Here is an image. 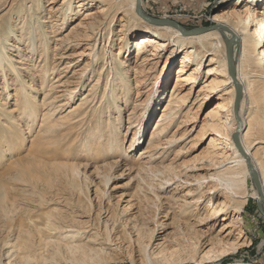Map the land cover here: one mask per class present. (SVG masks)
Here are the masks:
<instances>
[{
	"label": "rangeland",
	"instance_id": "rangeland-1",
	"mask_svg": "<svg viewBox=\"0 0 264 264\" xmlns=\"http://www.w3.org/2000/svg\"><path fill=\"white\" fill-rule=\"evenodd\" d=\"M7 1L8 4L0 9V47L8 35L7 50L2 53L14 57L15 61L4 65L17 67L19 73L7 70L8 92L3 89L5 75L0 73V102H6L8 110L0 118V131L10 140L22 144L13 153L0 150V264H20L23 257L19 255L27 252L20 244L28 236H34V242L43 247L39 231L74 238L61 241L83 247L81 253L87 251L92 260L89 264H182L179 263L181 260L186 264H264V216L258 210V191L248 178L246 204L240 211L235 208L241 198L234 194L228 181L233 179V171L239 172V161L236 162L227 148L226 137L205 128L220 123L212 116L220 104L230 98L232 87L225 77H218L220 72L211 77L207 74L208 68H220V65L208 63L211 59L222 58L220 45L225 43L226 48V41L215 39L205 51L197 48L206 57L202 60V71L192 78L193 63L188 64L184 74H179L184 55L179 52L175 37L169 38V35L165 42L147 44L142 55H138L135 46L139 39L148 35L144 22L153 24L150 21L135 22L128 15L118 13L111 23L112 17L106 15L108 7L100 0H70L77 13L63 24L62 12L69 0H40L38 19L47 30L48 41L45 66L51 70L44 85L47 90H42L40 72L35 78L31 74L43 65L39 63L38 53L39 42L45 37L39 36V31L36 34L38 53L37 46L30 51L27 36L19 39L23 23L31 19L24 13L34 2L2 0L0 7ZM257 1L250 0L245 5L240 0H145L149 12L145 16L167 18L193 30L216 25L213 19L217 15L234 24L237 16L242 15L247 22L251 15L249 6ZM259 2V10L264 9V0ZM82 5L85 8L79 9ZM11 7L23 12L17 17ZM32 12L29 13L32 15ZM12 27L14 31L10 30ZM158 44L161 51L155 52V56L153 51ZM211 46L217 51L220 48L217 56L211 57L210 51L214 50ZM22 57L26 60L20 65L18 61ZM115 57L118 58L116 62H127L125 70H129L132 85L129 103L125 105L120 101V123L116 116L118 108L107 114L100 110L101 106L108 105V101L101 103L100 93L107 88V76L112 73L106 69L109 64H105ZM261 62L260 69H264L263 57ZM19 75L23 79L17 81ZM100 75L99 87L95 89L93 85ZM166 75L160 97L156 93L157 83ZM179 76L183 81L178 87L176 79ZM254 77L251 81L256 79ZM32 79V89L21 96L27 99L30 92L37 90V104L41 110L30 120L20 115L17 96L24 84H30ZM215 80L226 82L219 93L210 90ZM67 93H72L73 98L68 100ZM169 99L174 102L170 103ZM31 104L28 102V108ZM225 105L220 121L226 122L227 128L233 127L228 103ZM171 107L176 109L172 112ZM95 112L106 117L113 113L112 120L119 126L123 139V153H120L123 157L107 156L104 151L90 153L81 160L78 172H70L66 167L76 164L77 152L87 145L80 144L91 135L93 124L86 120L79 127L86 137L73 139L66 157L62 152H66L68 142H61L64 136L60 137L58 131L66 130L68 125H64L68 120L70 126L78 124L84 119L79 116L87 117ZM150 113L153 115L150 124L146 125L145 118ZM32 118L36 120L32 121ZM54 124L60 126L55 127L53 134H47L46 127ZM141 124L144 125L142 129ZM135 133L137 137L133 140ZM234 135L232 142L236 146ZM212 142L223 150L213 148ZM253 148V153L264 163V151L261 150L264 144ZM46 151L51 152L50 156H45ZM53 152L58 154L51 155ZM56 156H59L58 160H55ZM50 158L54 160L50 161ZM39 163L44 167L34 166ZM110 166L112 172L108 171ZM109 176L112 178L106 184ZM198 179L203 181L200 183ZM51 225L60 229L50 230ZM52 242L55 243V239ZM195 242L199 243L200 252L192 261L187 246ZM234 244L238 245V250L224 253L225 256L218 260L214 258L220 255L219 251L230 249ZM66 245L62 246L65 255ZM177 248L183 249V253L174 255L175 261L171 263L164 261L166 255ZM39 250V247L34 249L38 258ZM207 253L215 260L204 259ZM33 260L26 264H43L41 260ZM62 264L72 263L64 260Z\"/></svg>",
	"mask_w": 264,
	"mask_h": 264
},
{
	"label": "bare ground",
	"instance_id": "bare-ground-1",
	"mask_svg": "<svg viewBox=\"0 0 264 264\" xmlns=\"http://www.w3.org/2000/svg\"><path fill=\"white\" fill-rule=\"evenodd\" d=\"M100 1L107 5L108 10H107L106 15L107 16L110 15L109 17H112L111 23L114 22V20L116 18L115 16L118 13H124L126 16L128 15L135 22H144L143 18L140 17L136 12L138 0H100ZM240 1H241V4L247 5V4H249L250 0L249 1L240 0ZM259 1H261V0H258L257 3H253L251 6H249V13H251V15L248 17L247 22H246V20L242 19V15L237 16L238 20H237V23H235V24L230 22L229 20H227V18L222 17L221 15H217L213 19V23L216 25L217 24L219 25L218 29L213 30V31L210 30V31H207L205 33H201V35L200 34L199 35L198 34L197 35L185 34L184 32L182 33L181 31H179L175 27H172L169 25L160 26V25H153V24H150V23L148 24V23L144 22L146 29L148 30V32H147L148 35L146 37H142L141 39H139L137 45L135 46V49L138 50V55H142L144 50L147 48V44H157V43L165 42V40L168 38L169 35L171 36L169 38L175 37L177 40L176 41L177 48L179 49V52L180 53L182 52L184 55V58L180 62L181 68L179 70V74H184V72H186L187 69L189 68L188 64L193 63L194 64L193 65L194 71L191 74V76H192V78H194V77L196 78V76L202 71V68H203V61L202 60L206 57V54H203V52H201V53L199 52V50L197 49L198 47L200 50L202 49V51H205V49H207L208 45H213L212 41L215 39L224 40V42L225 41L226 42L227 41H234L235 46H234V44H233V46L235 49L233 50L232 59H233L234 65H235L237 80H238V82H240V84L242 85V88H243V94H242V98H241L242 100H241L240 105H239V115H238L239 120L236 119V116H234V108H235V102H236V99H235L236 98V86H235V83L232 81V78L228 74L229 73L228 56L226 59V48H225V43H224V44L220 45L221 48L223 49L222 58L218 59L216 61H214V59H211L210 62L208 63V65H215V64L220 65V68L218 70H216L215 67L208 68L207 74H208V76L211 77L214 74H217L220 72L218 77L221 75H223L225 77L228 84L232 87L231 91H229V93H230L229 99L230 100L228 98H226V100L222 104H220V106L214 112V114L212 116L215 119L218 118L220 123H216L212 126L207 125L205 128L212 129L215 133L226 137L227 148H230L229 151L231 153H233L232 156L235 157L236 162L239 161V165H240L239 172H235L232 169H230L231 171H233L231 174L233 176V179H230L228 181V183L233 188V191L235 192L234 194L240 195V198H241L240 204H235V205H238V207H235V208L239 211H240L241 206L246 204L245 199L247 197L246 196L247 192L245 190L246 189L245 187H246V183L248 181V178L251 179V172H250V169L248 168V165L246 164L247 160H246L245 156L243 155V153L241 151L237 150L236 146L232 142V136L238 132L239 122L241 123V126H242L241 132L243 131L242 132L243 134L240 132L241 133L240 134L241 146L243 148V151H245L246 154L248 155V157L251 159L252 166L255 167V169H257V171L259 172L261 184L263 186V191H264V163H262L263 161L259 160L256 157V154H254L253 150H252V148L254 146H256L257 144H264V78H263L264 77V69H260L261 63H262L261 62L262 57L264 58V9L259 10V3H260ZM32 2H34V3H32L31 6L27 7L28 12L27 13L25 12L24 14L29 15L31 19H33V18H35V19L33 21H31V19H30V20L25 21L23 23V26L21 28V37L19 39L21 41V39H23V37L27 36L28 37L27 41L29 40L28 44L30 45L29 46L30 51H33L34 48L37 46L36 44H38L35 42L36 37L38 40V36L36 35L37 32L39 31V36H41L42 38L45 37L43 39V41L39 42L40 53H38V46H37V53H38V56L40 57L39 63H41V65L42 64L43 65L40 67H37L38 72H36V70H35V73L31 74V76L34 75V78L38 77L37 73L40 72V74L42 76V77H40V79L42 81V83H41L42 90H45V89L47 90V88L44 87V85L46 83L47 75H49V73L51 72V70H49L48 65L45 66L46 61H47V53H45V51H46V48L48 45V41L46 40V36H45L47 30L46 29L44 30L42 28V24H40L41 20L38 19V11H39V7L41 5V1L40 0H32ZM0 4H2V0H0ZM6 4H8V1L3 2V5L0 7V9L3 6H5ZM66 6H67L66 9H64L62 12L63 16L61 17L62 21L64 20L63 24L66 22H69L71 19L70 16H72L74 13H77L76 12L77 9L73 7V3L70 0H69V2H66ZM142 7H143L144 14L149 15V12L146 11L145 0H142ZM81 8H85L84 5L79 7V9H81ZM11 9H13V11L15 12L14 15H17V17H19L21 15V13L23 12V10H16L15 11L14 8H12V7H11ZM32 10H33V12L31 15L30 13ZM24 20H26V19H24ZM36 20L38 21L37 23H36ZM160 20H164V19H160ZM165 20H170V19L166 18ZM249 20H250V22H249ZM10 30L14 31V28L12 27ZM11 31H10V33H11ZM180 32L184 35H182ZM6 34L7 33H5V35ZM5 41L6 42H2L1 47H0V51H1L0 52V73H2V76L5 75L3 89L5 90V92H8L10 87L8 85L9 76H8L7 70L12 69V71H15L14 73H16V74H18L19 71H18L17 67L12 66L10 68V67L4 65L5 63H7V64L11 63L12 64L15 61L14 57L10 58V57H8V54L2 53V51L5 52L7 50L5 43L9 42L8 35H6ZM237 43H238V46L236 45ZM162 44H164V43H162ZM159 47H160V45L158 44V46L155 47V51H153L154 52L153 54H155V56L157 55V53H159L161 51L160 50L161 47L160 48ZM132 48H133V46H132ZM132 48H130L129 50H131ZM211 48H214L213 51H210V52H212L211 57H213V55L217 56L218 52H220V48L218 49V51L214 46H211ZM240 50H241V53H240ZM155 52H157V53H155ZM104 55L106 56V54H104ZM43 57L45 59H43ZM260 57H261V59H259ZM116 59L118 60V58L115 57V59L113 61H110V63L107 62L105 64V65L109 64V66L106 69L112 70V73H109L107 76V83H106L107 88L105 89V91L102 90L100 93V95L102 97L101 103L108 101V105H106V106L104 105V107L101 106L100 110H104V112L106 111V114H107V113L112 112L111 109L117 110L116 108H118L116 116H118V121L120 123L122 121V111H121L120 103L123 102L125 105H127L129 103V97L128 96L132 91V85L130 83L131 81L129 78V70H125V68L127 67V62L120 60V59H119L120 61L116 62L115 61ZM171 59H172V56H170V60H168V61L170 62ZM24 60H26V57H22L18 61V63L20 65H22V64H24V62H23ZM114 61H115V63H114ZM105 65H104V67H105ZM85 72H83L82 75ZM253 76H255L254 78H256V79L251 81V77H253ZM101 77H102V75L99 76L98 81L96 82V84L93 85L95 89H98V87H99L98 85L100 83ZM181 77L182 76H179L176 79L177 80L176 84L178 87H179L178 83L180 84V82L183 81L181 79ZM166 78H167V75L164 76L163 80L159 79V81L157 83V92L156 93L160 97L162 96V89L166 83ZM22 79L23 78H21V75L16 77L17 81L22 80ZM164 81H165V83H164ZM33 82H34V79H32V82L30 84H28V85L24 84V87H22L23 91L22 90L18 91V96H17V102H19L18 108L20 111V115L23 116L25 119H30L31 116L35 117L37 115V113L40 112V110H41V108L37 104V96L39 93L37 90H33L32 92H30L28 94L27 99H25L21 96L24 92H26V90L32 89L31 84ZM224 84H226L225 81H219L218 82L217 80H215L212 82L210 90L213 91V93H219L221 91L220 90L221 86H223ZM78 88L75 89V91H78ZM72 93H67V96L69 97L68 100L73 98ZM169 101H170V103L174 102L172 99H169ZM28 102H29V104L32 103L31 107H29V108L27 105ZM0 103H2V104H0V111L3 112V113L0 112V118H2V115L6 114L8 112V110H7V106H6L7 103L6 102H0ZM178 103H179V101H178ZM182 103L184 104V102H181V104ZM226 103H228V114L232 117V122H233V127L231 126L228 128L226 127V124H227L226 122L220 121L223 118L221 115V111L223 108H226V106H227V105H225ZM178 106H179V104H178ZM170 109L173 112V110H175L176 108L171 107ZM246 109H247V112H249L248 114H246ZM55 110H56V108L53 109V111H55ZM178 112H177V114H178ZM174 114H176V113H174ZM152 115H153V113H150L145 118L146 119L145 120L146 125L150 124V120H151ZM85 116L86 115H83V117L79 116L78 118H81V119L84 118V119L81 120V122H79L78 124H74L71 126H70L71 122H69L70 120H68V122L64 125L65 127H66V125H68L66 130H63V131L62 130H59V131L55 130V131L59 132V134L61 135L60 137L64 136L63 140H61V142H63V141L68 142L66 147H65L66 152L65 153L62 152V156L66 157L67 152L73 146V144H71L73 139H74V141H76V140L81 139V138L85 139V137H86V136H83L84 132H81L79 127L83 126V124H84V122H86V120L91 121L90 123L93 124V127L91 128V135H89V137L84 140L85 141L84 143L80 144L82 146H83V144H87V145H84L82 150L80 152H77L79 154L76 157V164H73V166H67L66 167V168H68V171L73 172V173L78 172L79 167L81 165V160H83L85 157H87V154H90V153L91 154H100L102 151H104L107 156L113 155L114 157H118V156L123 157L120 154V153H123V149H122L123 139H122V137H120L119 126L118 125L116 126L114 124V121L112 120L114 117L113 113L111 115H109L108 117L101 114V112H95L93 114L87 115V117H85ZM173 116L171 118H173ZM230 116H227L228 119L230 118ZM163 117H165V115ZM35 120H36V118H32V121H35ZM130 120L133 121V119H130ZM133 124H135V123H133ZM57 126H60V124H54V125L46 127V133L47 134H53V130L56 129L55 127H57ZM140 126H141V129L144 128V125L141 124ZM207 129H205V130H207ZM163 130H165V129H163ZM205 130H203V131H205ZM2 136H4V137H2ZM134 136L135 137L133 140H135V138L137 137V133H135ZM252 138H253V140H252ZM86 140H89V141L86 142ZM213 142L211 143L213 145L212 146L213 148H217L218 151L223 150V148H218L219 146H216L215 144H213ZM257 142H259V143H257ZM2 143H4V144H2ZM21 144H22V142L17 143L15 140L14 141L10 140L8 137H6L4 135V132L0 131V150L2 149L3 153H7V152L13 153L17 150L16 148H19V146ZM1 145H3V146H1ZM7 147H8V149L5 150ZM261 150L264 151V148ZM50 153H51L50 151H46L45 156H50ZM56 154H58V153L53 152L51 155H56ZM216 154H219V153H216ZM221 155L224 156V153ZM58 157L59 156H56L55 160H58ZM52 160H54V158H50V161H52ZM89 161H90V159H89ZM34 166L37 168L44 167V165L40 164V163L37 165H34ZM110 167L111 168L108 171L112 172L111 170L113 169V167L112 166H110ZM111 178H112V176L111 177L109 176L107 178L106 184H108V182L110 181ZM197 181L201 183V181H203V179H198ZM255 187H256V185H255ZM228 189H229V185H228ZM256 191H257V188H256ZM258 195H259V193H258ZM262 206L264 208V203ZM263 211H264V209H263ZM49 219H51V218H49ZM49 229L50 230L51 229L59 230L60 228L57 227L56 225H53V226L51 225L49 227ZM39 235H42L41 236L42 238L40 239V243H44L43 247L38 245V243L34 242V236H28V238H26V239L24 238L23 241H21L22 244H20V246L23 249H25L27 252H23L22 254L19 255V257H23L22 259H20L21 260L20 264L30 263V260H32V262H34L35 260H33V259H36L38 262H39V260H41L43 264H47L48 262H50L51 264H60V263L62 264V261H64V260H67V262L71 261L72 264H89V262L92 261L91 258H89L87 251L86 252L84 251L83 254L81 253V250L84 249L83 247L75 246L73 243L66 245L67 243L61 241V239L73 240L74 238H70V237L64 236V235L53 236V235H51V233H49V232L45 233L44 231H39ZM148 236L151 237L152 234L148 233ZM75 237H77V236H75ZM52 239H55V243L52 242ZM64 245H66L65 246V249L67 251L66 255H65V253H63V250H62L63 249L62 246H64ZM239 246H242V245L240 244ZM35 247H39V249H40L39 250V252H40L39 258L40 259L37 257V256H39V254L36 255L35 254L36 252H34ZM187 248L190 250L189 251L190 255H191L190 259L192 261L197 259L198 257L196 254H198V252H200L199 243H197V242H195L193 244L189 243V246H187ZM231 250H233V251L238 250V245L236 244L235 246H233L230 249L224 248L221 252L220 251L218 252V253H220V255L219 256L216 255L217 257H214V258L218 260V258H220L221 256H223V257L225 256L224 253L227 254V252H229ZM183 251L184 250L181 248H177V249L173 250L171 253L166 255V257L164 258V261H166L168 263L175 261L173 259L174 255H180L183 253ZM33 254H35V255H33ZM46 254H49V255L46 256ZM204 255H205L204 259L208 257V259H212V261L215 260L210 255V253H207ZM229 258L230 257H227V259H229ZM23 260H27V262L25 261V263H23ZM179 263L184 264L185 261L181 260V261H179ZM93 264H101V263L94 262ZM233 264H244V263H233Z\"/></svg>",
	"mask_w": 264,
	"mask_h": 264
},
{
	"label": "water",
	"instance_id": "water-1",
	"mask_svg": "<svg viewBox=\"0 0 264 264\" xmlns=\"http://www.w3.org/2000/svg\"><path fill=\"white\" fill-rule=\"evenodd\" d=\"M136 12L144 20H146L148 22L150 21L154 25H160V26L169 25V26L175 27L176 29H178L182 33L184 32L185 34H190V35H197V34L201 35V33H205V32L210 31V30L213 31V30L218 29V27H219V25L217 24V25L210 26V27H200L198 29L187 30L173 20H160V19L150 18L149 16H145V14L143 12L142 0H138ZM233 44H234V41H227L226 42V46H227L226 48H227V56H228L229 75L232 78V81L235 83V86H236V98H235L236 102H235V108H234V116H236V119L239 120V116H238L239 115V105H240V102L242 100L241 98H242V94H243V88H242V85L240 84V82H238V80H237L235 65H234V62L232 59L233 50H234ZM241 130H242V126H241V123L239 122V129H238V132L234 136V142H235L237 148L239 149V151H241L243 153V155L245 156V158L247 160V165H248V168L250 169V172H251L252 183L254 185H256L257 191L259 193L258 210L264 215L263 206H262L264 203L263 186L261 184L259 172L257 171V169H255V167L252 166L251 159L248 157L246 152L243 151V148L241 146V138H240Z\"/></svg>",
	"mask_w": 264,
	"mask_h": 264
}]
</instances>
